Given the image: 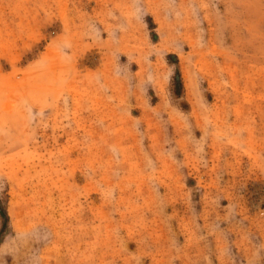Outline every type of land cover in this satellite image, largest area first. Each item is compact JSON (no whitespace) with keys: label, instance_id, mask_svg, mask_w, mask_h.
Masks as SVG:
<instances>
[{"label":"rangeland","instance_id":"obj_1","mask_svg":"<svg viewBox=\"0 0 264 264\" xmlns=\"http://www.w3.org/2000/svg\"><path fill=\"white\" fill-rule=\"evenodd\" d=\"M0 208V264H264V0H0Z\"/></svg>","mask_w":264,"mask_h":264},{"label":"trees","instance_id":"obj_2","mask_svg":"<svg viewBox=\"0 0 264 264\" xmlns=\"http://www.w3.org/2000/svg\"><path fill=\"white\" fill-rule=\"evenodd\" d=\"M174 81H175L176 87L180 88V86H181V78H180L179 73H176ZM0 219H1V227H0V235H1L3 233V230L6 227L7 221H8V216H7L6 212H5V210L1 209V208H0Z\"/></svg>","mask_w":264,"mask_h":264}]
</instances>
